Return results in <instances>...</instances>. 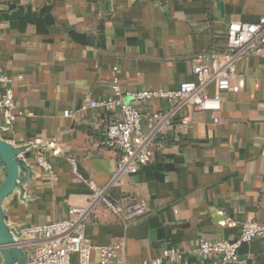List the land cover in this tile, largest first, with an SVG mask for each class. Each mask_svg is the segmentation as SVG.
I'll use <instances>...</instances> for the list:
<instances>
[{
    "label": "crops",
    "instance_id": "obj_1",
    "mask_svg": "<svg viewBox=\"0 0 264 264\" xmlns=\"http://www.w3.org/2000/svg\"><path fill=\"white\" fill-rule=\"evenodd\" d=\"M263 10L264 0H0V74L12 78L16 105L32 113L9 126L0 117V138L29 147L23 156L32 172L24 194L3 203L9 224L61 221L88 205L89 185L110 181L119 153L104 130L115 114L88 107L87 98H106L114 77L123 91L193 81L199 56L223 58L228 25L255 22ZM215 90L211 83L206 92ZM176 107L140 104L144 134L151 112L167 111L171 124L155 123L148 162L106 191L123 205L144 201L148 211L129 223L99 209L87 218L88 245L125 240L122 264L157 259L164 249L178 251L176 264H197L201 239L233 240L242 222L264 224V57L236 60L218 112ZM38 155L57 180L36 165ZM98 259L93 251L90 264ZM236 264H264V237L243 245Z\"/></svg>",
    "mask_w": 264,
    "mask_h": 264
},
{
    "label": "built area",
    "instance_id": "obj_2",
    "mask_svg": "<svg viewBox=\"0 0 264 264\" xmlns=\"http://www.w3.org/2000/svg\"><path fill=\"white\" fill-rule=\"evenodd\" d=\"M244 55H261L264 57V10L255 22H232L226 30V51L223 58L199 56L193 69L195 80L181 83L176 89L126 90L120 88L117 77L112 79L110 94L100 100L86 99L88 107H102L113 112L114 118L104 130L106 144L118 151L116 169L106 187L89 185L91 195L86 207H72L68 217L49 224L24 225L17 230L16 245L26 255V264H90L91 254L98 251L97 264H122L120 255L125 240L116 238L104 247H95L85 242V226L89 215L100 211L121 216L126 223L142 217L148 206L144 201L123 205L107 197L108 188L118 185L124 175H134L140 165L149 160V145L158 132V126L171 124L170 114L165 110L151 112L148 117L152 129L150 134L142 132L144 113L140 104L152 101L175 102L176 109L193 106L200 111L218 112L221 109V95L230 88V78L236 73V60ZM205 60V61H204ZM204 61V62H203ZM117 73V68L113 69ZM12 78L0 74V85L3 87L0 96V117L4 126L16 123L31 112L20 109L14 100ZM213 83L215 93L209 96L207 87ZM63 115L69 117V111ZM218 119L215 118L214 122ZM181 123L186 124L187 118ZM73 171L75 161L69 159ZM36 165L48 177L57 180L52 164L43 156L35 158ZM264 237V224L256 221H244L240 224L238 236L233 240L201 239L196 253L197 264H236L240 248L253 240ZM72 255L79 261L73 263ZM181 255L175 249H164L162 255L142 264H176ZM0 264H4L0 257Z\"/></svg>",
    "mask_w": 264,
    "mask_h": 264
},
{
    "label": "water",
    "instance_id": "obj_3",
    "mask_svg": "<svg viewBox=\"0 0 264 264\" xmlns=\"http://www.w3.org/2000/svg\"><path fill=\"white\" fill-rule=\"evenodd\" d=\"M28 148L14 147L0 138V170L4 171L0 183V257L4 264H26L24 250L15 244L17 230L9 224L3 203L14 192L24 194V186L32 175L23 156Z\"/></svg>",
    "mask_w": 264,
    "mask_h": 264
}]
</instances>
